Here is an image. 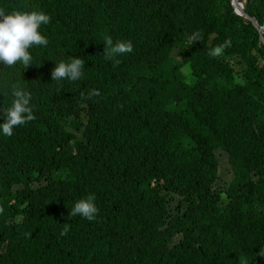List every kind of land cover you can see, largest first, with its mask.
Masks as SVG:
<instances>
[{"label": "trees", "instance_id": "obj_1", "mask_svg": "<svg viewBox=\"0 0 264 264\" xmlns=\"http://www.w3.org/2000/svg\"><path fill=\"white\" fill-rule=\"evenodd\" d=\"M241 1L264 36V0ZM0 8L50 17L34 64L0 65V109L18 81L35 115L0 132V264H264V44L230 0ZM105 36L133 44L118 66ZM74 57L83 78L52 80ZM90 193L96 218L69 217Z\"/></svg>", "mask_w": 264, "mask_h": 264}, {"label": "clouds", "instance_id": "obj_2", "mask_svg": "<svg viewBox=\"0 0 264 264\" xmlns=\"http://www.w3.org/2000/svg\"><path fill=\"white\" fill-rule=\"evenodd\" d=\"M238 1L243 5L241 0ZM230 4L233 12L240 14L235 10L231 0ZM49 22V15L43 11L13 10L6 12L4 8H0V65L12 68L19 64L22 65V69H27L30 65L34 64L33 56L29 50L35 46L47 47L48 40L40 33L39 29L42 25H47ZM258 26L262 32L263 25L258 24ZM201 38V32H193L189 37L188 45L200 41ZM231 43L230 39H226L222 44L213 47L208 52V55L211 57L222 55L224 49L231 47ZM103 45L104 58L111 61L113 66H118L121 63L119 57L133 51L131 41L118 40L114 43L110 36L103 38ZM84 63V59L79 57H74L67 63L63 61L56 63V66L51 71V78L57 82L62 80H80L84 76ZM10 88L12 96L11 104L4 109H0V115L4 117L3 123H0V132L7 137L13 135L14 128L35 119L34 111L30 104L32 99L31 93L22 88L18 81L12 83ZM99 95L100 92L97 89H90L87 94L81 93V96L85 99H91L93 96ZM95 199V194L90 193L85 198L77 200L69 212V217L80 216L88 221H93L99 211L94 203ZM3 211V207H0V214ZM69 231L70 225L66 223L60 235L65 236ZM258 255L264 258V251L259 252Z\"/></svg>", "mask_w": 264, "mask_h": 264}, {"label": "water", "instance_id": "obj_3", "mask_svg": "<svg viewBox=\"0 0 264 264\" xmlns=\"http://www.w3.org/2000/svg\"><path fill=\"white\" fill-rule=\"evenodd\" d=\"M232 1V4L234 5L235 7V10L240 13L241 15H243L244 17H246L247 19H249L252 23V25L258 30V37L259 39L261 40V42L264 44V36L257 24V21L255 20V18L248 14L243 8H242V4L240 1L238 0H231Z\"/></svg>", "mask_w": 264, "mask_h": 264}]
</instances>
